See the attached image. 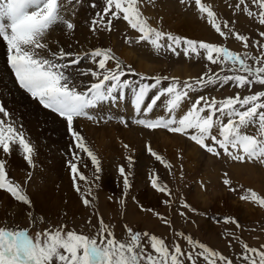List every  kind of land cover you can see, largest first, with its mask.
I'll return each instance as SVG.
<instances>
[{"label":"snow or ice","instance_id":"1","mask_svg":"<svg viewBox=\"0 0 264 264\" xmlns=\"http://www.w3.org/2000/svg\"><path fill=\"white\" fill-rule=\"evenodd\" d=\"M240 3L243 4L244 0H240ZM83 4L84 0H0V45L6 44L7 62L19 87L37 100L44 109L57 114L66 123V129L72 137L70 149L78 150H70L71 158L67 161L74 189L78 193L81 189L77 179L90 185L86 193L92 196V200L96 199L91 185L101 178L102 161L88 146L80 131L74 128V121L85 118L95 123H106L115 119V117L99 116L98 110L105 104H119L128 90L132 93L134 108L131 123L153 131L165 129L169 133L187 136L201 149L216 157L223 155L237 162H245L247 158L264 164V111H258L264 109V101L261 100L264 98V91L245 95L243 99L237 92L234 97L220 101L214 97L191 95L213 85H229L238 89H251L254 84L264 86V64L261 63L264 60V53L259 58L249 57L247 54L241 56L227 47H218L212 43L197 42L165 33L151 27L143 18L138 0H106L102 11H97L89 21V30L92 34L97 35L100 30L111 32L112 21L122 19L140 33L136 43L147 41L157 54L161 49H165L178 57L180 52L177 49H180L185 57L194 53L199 58L200 50H203L207 61L214 65L220 64L222 72L232 73L212 74L209 69L199 78L185 80L183 83L179 78L168 75L146 76L137 72L131 64H124L111 47L97 46L86 50L66 51L58 41L49 39V33L57 27L66 35L74 34L75 18ZM195 4L200 13H207L216 32L225 36L211 8L202 4L201 0H195ZM88 6L96 8L97 4L95 0H91ZM259 7L264 9V0H260ZM109 12L111 16H108ZM105 16H108L107 22L104 20ZM248 16H253V13L249 11ZM259 23L264 25V11L259 14ZM260 36L264 37V32H261ZM165 39L166 45L161 43ZM235 39L245 42V47L248 46L246 36L237 34ZM125 42L131 43V38ZM51 45H56V48L53 49ZM181 45L184 47L181 48ZM69 47L71 48V45ZM248 59L255 60L260 66L253 67L248 63ZM109 61L114 62V67L108 66ZM89 65H93L94 68ZM126 76L137 79L125 78ZM164 81L169 82L167 87H162ZM150 94H152L151 99H149ZM162 97L166 102H162ZM158 102L163 104L167 115L150 118L154 108L159 106ZM185 103L188 105L186 110L182 115L177 116V112ZM237 105L239 108L236 107ZM0 114H2L0 115V150L3 154L10 155L13 145H16L22 151L27 165L34 168V145L19 125V121L15 119V114L6 110L3 104H0ZM225 117L227 123L223 122ZM119 123L128 126V121L123 117L119 118ZM249 125H258L260 138L257 135L242 134L241 129ZM214 128L218 130L217 134H213ZM123 147L131 151L128 144H124ZM219 149H222L223 153ZM147 151L166 168L172 167L151 146L147 147ZM81 154H86L90 159L94 169L91 177L86 178L80 171ZM126 160L127 164L118 168V173L123 178L125 196L131 188V169L134 165L131 155L126 157ZM84 166L87 168V165ZM223 183L231 185L229 179H224ZM151 186L161 193L167 192L166 186H159L155 178L151 180ZM0 190L6 191L15 201L26 206L25 215L32 216L33 226L44 223L42 216L34 215V206L29 196L25 194V190L9 179L6 160L3 158H0ZM229 190L236 191L235 188ZM168 194L170 195V192ZM250 197L264 207V198L255 192H250ZM250 197L245 195L240 198L248 200ZM82 203L85 207L92 206V202L87 198L83 199ZM120 203H124L123 198ZM164 203L167 204L168 201ZM182 207L196 212V209L187 203ZM180 215L184 216L185 213L180 212ZM98 219L100 229L94 238L78 234L74 230L64 233L61 229L38 231L33 238L28 229L16 226L14 217H12L14 226L8 227L9 218L6 217L0 220V264H183L181 256L191 264H196L193 252L185 254L177 244L170 253L163 239H158L155 235L149 236L144 232L143 236L150 240V249L146 251L141 244V232L133 231L127 225L122 227L126 229L131 243L120 242L115 238L114 231L104 223L102 216ZM224 222L235 224L237 228L241 227L235 218H225ZM188 243H194L190 237ZM199 248L212 256L217 255L210 252L203 244H200ZM153 252L156 256L152 255ZM244 252L242 258L245 261L250 260L247 253H251L253 257L258 254L259 264H264V252L257 253L256 249L247 245L244 247ZM217 258L222 264H232V260L223 255ZM251 264H256L255 259H251Z\"/></svg>","mask_w":264,"mask_h":264},{"label":"rangeland","instance_id":"2","mask_svg":"<svg viewBox=\"0 0 264 264\" xmlns=\"http://www.w3.org/2000/svg\"><path fill=\"white\" fill-rule=\"evenodd\" d=\"M95 2L97 4L96 8L89 7L87 0H84L82 6L89 8L90 20L97 11H102V8L106 5V0H95ZM201 3L211 8L214 12L216 22L220 24L221 31L225 32V36H221L216 32L206 12H199L195 0H183V2L181 0H138V7L142 12L143 18L147 20L151 27L157 30L178 35L182 38L193 39L197 42L227 47L230 51L236 52L241 56L247 54L249 57H261L262 53H264V37L260 36V33L264 32V25L259 23V14L264 9L259 7L260 0H244L243 4L240 3V0H201ZM249 11L253 13V16H248ZM108 16H111V12L108 13ZM108 16L104 17L105 22H107ZM190 22L195 24L192 25ZM225 24H227V27H225ZM112 25L111 32L104 30L98 32L103 38H106L107 47H111L124 64L130 63L125 62L123 56H119V53L123 55L121 53L123 52L122 49H125L130 54L132 52L133 55L141 58L146 63L154 64V69L147 70L146 73L137 69V72L146 76L168 75L169 77L179 78L181 83H183L185 80L199 78L207 73L209 69H211L212 74H232L226 71L222 72L220 64L214 65L207 61L206 53L203 50H200L201 55L199 58L194 53L185 57L180 49H177L180 52L178 57L165 49H161L160 53L157 54L153 46L147 41L136 43L140 33L132 29L127 21L122 19L113 20ZM229 29H231V33H229ZM77 32L83 36L82 31L78 30ZM237 34L248 38L247 47H245V42L235 39ZM129 38H131V43H126L125 41ZM110 41L114 43L111 44L112 42ZM161 43L166 45L167 40L165 39ZM183 47L181 45V48ZM248 63L253 67L260 66L253 59H248ZM261 63L264 64V60ZM161 64L166 65V72L161 70ZM184 64L187 67H183L180 72L178 67ZM108 66L114 67V62L109 61ZM238 74L247 75L246 73ZM125 78L137 79L130 76ZM168 83V81H164L162 87H167ZM260 91H264V86L254 84L251 89H238L229 85H213L191 95L193 97L198 95H204L209 98L214 97L217 101H220L228 97H234L237 92L240 93L241 99H243L245 95L257 94ZM151 95L149 99H151ZM261 100L264 101V98H261ZM162 102H166L164 97H162ZM158 105V107L154 108V112L150 114V118L167 115L163 104L158 102ZM187 106V103H185L181 110L177 112V116L182 115ZM236 107L239 108V105ZM8 110L15 114V119L19 121V125L22 126L35 148L33 157L34 168H30L27 165L23 159L22 151L16 145H13L10 155L2 154V150H0L2 158L9 159L10 157V159H14V165L6 163V172L9 179L14 183H18L25 190V194L33 200L35 194L42 191L49 194L50 197L54 194L61 197L63 195L66 196L67 190L71 187L74 194L72 204L60 214H51L46 211L48 207L39 209L33 203L34 215L42 216L44 220V223H37L36 226H33L32 216L25 215L26 206L15 201L6 191L0 190V194L2 192V197L0 196V220L8 217V227L14 226L12 223V217H14L16 226L28 229L33 238H35L38 231L43 232L49 229L52 231L61 229L64 233L74 230L78 234L94 238L100 229L98 218L102 216L104 223L114 231L115 238L120 242L131 243L130 237L122 225H127L133 231H140L142 235L141 244L146 251L150 249V240L148 237L143 236L144 232H147L149 236L155 235L158 239H163L170 253L174 251V247L177 244H179L183 253L193 252L196 264H222L217 258L220 255L232 260V264H251V259H255L256 264H259L258 254L253 257L251 253H247L250 257L248 261H245L242 257L245 255V245L256 249L257 253L264 252V207L254 202L250 197V192H255L258 196L264 198V164L259 161L248 160L247 158L245 162H237L223 155L216 157L201 149L187 136L169 133L165 129L153 131L131 123L134 117V108L132 105V93L128 90L126 91L124 102L121 100L115 107L112 104H105L98 110L99 116L115 117V119L106 123L89 122L85 118H78L74 121V128L80 131L85 137L88 146L92 148L102 161L101 178L91 185L93 187V195L96 197L95 200H92V196H88L86 193V189L90 185L85 181L77 179V184H79L81 191L78 193L74 189L72 174L67 166V161L71 158L68 154L70 150L75 151L76 149H70L72 137L67 131L66 123L63 119L50 111L37 110L35 113H31L32 116H35H33L34 118L32 117L36 121L35 127L24 120L22 111L12 108H8ZM258 111H264V109ZM44 116L49 117L51 122H56L65 131L63 137L55 133L40 132L39 125L42 124L41 121L45 118ZM121 117L128 121L127 127L119 123V118ZM223 122L227 123V117L224 118ZM60 123L62 124L60 125ZM31 127L35 129L33 130ZM89 128L91 131H89ZM131 128L138 132L136 138L130 135L129 131ZM103 130H105V133L109 132L111 137L102 135L98 139L99 144L105 140H109L111 143H109L110 147H108L110 149L107 148L108 151L106 149L103 151V155H100L94 142L95 138ZM30 131L32 132L30 133ZM217 131L214 128L213 134H217ZM241 132L242 134L257 135L260 138L258 125H249L247 128H242ZM95 135L97 136L94 138ZM161 136L168 138L166 145H164ZM218 138L220 137L218 136ZM208 142L210 143V141ZM124 144H128L131 151L124 149ZM148 146H151L172 167L166 168L161 162L156 161L147 151ZM171 147H175V149L169 151ZM219 151L223 153L222 149H219ZM107 152L109 153L107 154ZM139 153H143L142 155L149 159V165L147 169L145 168L146 175L143 177L137 174V172H140L137 169V163L142 157ZM129 155L135 160L131 169V188L125 196L122 185L123 178L119 175L118 168L127 164L126 157ZM81 157L80 171L86 178L91 177L94 169L91 166L90 159L86 156ZM106 159L107 161H105ZM84 165H87V168ZM225 173H227V176H225ZM154 178L157 179L159 186H166L167 192L161 193L151 186V180ZM224 179H229L231 185H225L223 183ZM46 186L48 189L45 188ZM196 188L201 194L206 195L207 198L219 194L218 202L212 201L208 207L204 206L202 208V206L198 205L201 201L198 199L200 201L198 203L195 196ZM230 188H235L236 191H230ZM169 192L170 195L168 194ZM210 194L213 195L211 196ZM245 195L250 198L242 200L240 197ZM230 196L232 199H228ZM85 198L92 202V206L85 207L83 205L82 200ZM121 198L124 199L123 204L120 203ZM210 199L212 200V198ZM164 201H168V203L165 204ZM10 202L13 204L11 205ZM184 203L196 209V212L183 208L182 205ZM4 204H8L7 207L4 208ZM50 204L54 205L53 203ZM63 204H68L67 199L64 200ZM148 209L152 211H147ZM133 211L135 212L133 213ZM180 212H184L185 215L181 216ZM228 217L239 221L241 227L237 228L235 224L225 223L224 219ZM64 225L67 227H63ZM189 237L194 242L193 244L188 243ZM200 244H203L210 252H214L217 255L212 256L203 252L199 248ZM152 255L156 256V253L153 252ZM180 259L183 264H191L184 256H181Z\"/></svg>","mask_w":264,"mask_h":264},{"label":"bare ground","instance_id":"3","mask_svg":"<svg viewBox=\"0 0 264 264\" xmlns=\"http://www.w3.org/2000/svg\"><path fill=\"white\" fill-rule=\"evenodd\" d=\"M88 3L91 2V0H87ZM89 5V4H88ZM171 6V5H169ZM90 10L89 8L87 9V7H80L79 9V12L77 13L76 15V18H75V24H76V28H75V31H74V34H71V35H66L65 32L57 27L54 31H51L49 33V39L51 40H56L60 43V45L64 46L65 50L66 51H72V50H81V49H88V48H95L97 46H100V47H105L107 48L108 44L106 43L107 40L106 38H103L99 33L97 35H94L90 32L89 30V21H90ZM192 22V21H191ZM190 22V23H191ZM199 22V21H198ZM192 25H194L195 23H191ZM199 27H200V24H199ZM196 28V26H195ZM78 30L82 31L83 32V36H81V34H78ZM109 34V33H108ZM105 35V34H104ZM108 36V35H106ZM110 37V36H109ZM111 40H112V37H111ZM114 41V39H113ZM113 41H110L112 42L111 44H113L114 42ZM109 44V45H111ZM69 45H71V48L69 47ZM51 47L53 49L56 48V45H51ZM123 52V55H120L119 53V56H123L124 57V60L125 62H129L133 67H135V69H139L141 70L142 72L145 71L144 73L147 72V70H150V69H154L153 66H155L154 64H149V63H146L144 60H142L141 58L133 55V53L131 52L128 53L125 51V49H122ZM130 52V51H129ZM82 64L84 63V61L81 62ZM160 63V62H159ZM159 65V64H157ZM162 65V64H161ZM91 67L94 68L93 65H89ZM75 67H78V66H75ZM183 67H187L185 64L183 66H180L178 67V69H180V72L182 71V68ZM161 70L163 72H166L167 71V68H166V65H162L160 66ZM176 69V68H175ZM83 79H88V78H83ZM0 104H3L5 106V108H12V109H15V110H20L23 112V116H24V120H26V122L28 121L31 125L35 126V123L36 121L34 119H32V114L35 113L37 110H45V111H48L46 109H44L39 103L37 100L33 99L30 97L29 94L25 93V91L23 89H21L19 87V84L15 81L14 79V74L11 72V70L8 68V62H7V48H6V44L4 45H0ZM41 112V111H40ZM49 112V111H48ZM11 113V112H10ZM32 113V114H31ZM45 113V112H44ZM132 113V112H131ZM134 113V111H133ZM14 114V113H13ZM21 114V112H20ZM38 114V112H37ZM48 114V113H47ZM18 115V114H17ZM37 116V115H36ZM48 116H50V114H48ZM20 117V116H19ZM21 117H22V114H21ZM35 117V116H34ZM33 117V118H34ZM45 117V116H44ZM43 117V118H44ZM16 118V117H15ZM60 118V117H59ZM39 119V118H38ZM42 119V118H41ZM23 120V119H22ZM57 120V119H56ZM60 120V119H59ZM58 120V121H59ZM40 121V120H39ZM80 121V120H79ZM87 121V120H86ZM27 122V123H28ZM42 124L39 125V130H41L40 132L42 133H55V134H58V135H63L65 134V131L57 125V123H53L50 121L49 117H45L44 119H42ZM90 122V121H89ZM79 123V122H78ZM28 124V125H30ZM62 123H60L61 125ZM65 126V125H64ZM30 128V126H28ZM36 127V126H35ZM75 127V126H74ZM79 127V126H78ZM86 127V125H85ZM33 128V127H31ZM84 128V127H83ZM87 128V127H86ZM85 128V129H86ZM138 128V127H137ZM136 128V130H137ZM25 129V128H24ZM35 128H33L34 130ZM139 129V128H138ZM88 130V129H87ZM89 131L90 128H89ZM29 132V130H28ZM27 132V133H28ZM32 131H30L31 133ZM36 132V131H35ZM34 133V132H33ZM32 133V134H33ZM94 133V132H93ZM98 133V132H96ZM130 135L134 138H136V135H138V132L135 131V129L133 130L132 128L130 129L129 131ZM35 134V133H34ZM95 134V133H94ZM86 135V134H85ZM99 136L95 135L94 138H95V142L96 143V146H97V151L100 152V155H103V151H105L108 147H110L109 143H111L109 140H105L103 142H101L99 144L98 142V139L102 137V135H105V137H111V134L108 133H105V130L101 131L99 134ZM36 136V135H35ZM33 136V137H35ZM38 136V135H37ZM58 137V136H57ZM61 137V138H62ZM93 139V138H92ZM161 139H163V142H164V145H166L168 143V138L166 136H161ZM48 140V139H46ZM61 140V139H60ZM38 141V139H37ZM67 141V140H66ZM128 142V141H127ZM126 143V141H125ZM129 143V142H128ZM50 144V143H49ZM53 144V143H52ZM88 144V143H87ZM99 144V145H98ZM40 145V144H39ZM64 145V144H63ZM70 145V144H69ZM43 146V144H42ZM62 146V145H61ZM57 147V146H56ZM37 148V147H36ZM94 148V147H93ZM92 149V148H91ZM110 149V148H108ZM107 149V151H108ZM175 147H171L169 148V151L170 150H174ZM55 150V149H54ZM68 150V149H67ZM194 150V149H193ZM75 151H78V150H75ZM192 151V150H191ZM53 152V150H52ZM195 152V151H194ZM109 152H107L108 154ZM3 154V153H2ZM1 154V156H2ZM69 154V153H68ZM143 153H139V155L141 156ZM174 154V153H173ZM111 155V153H110ZM109 155V156H110ZM172 155V153H171ZM0 156V158H2ZM81 156H86V154H81ZM106 156V155H105ZM108 156V158H109ZM87 157V156H86ZM195 157V156H193ZM5 158V157H3ZM82 158V157H81ZM107 158V159H108ZM107 159L105 161H107ZM5 160L7 161L6 163H8L9 165H14V159H7L5 158ZM85 160V158H84ZM110 160V159H109ZM108 160V161H109ZM135 160V159H134ZM104 163V162H103ZM149 165V159L146 158V156L142 155V157L140 158V160L138 161L137 163V169L140 170V172H137V174H140L142 175V177L144 175H146V170L145 168L147 169ZM108 166V165H107ZM106 166V168H107ZM109 168H111L110 166H108ZM145 178V177H144ZM215 181H218V180H215ZM47 188V186L45 187ZM48 189V188H47ZM50 189V188H49ZM41 191V190H40ZM53 191V190H52ZM214 192V191H213ZM212 193V192H211ZM2 194V192H1ZM0 194V196H1ZM66 196H59V195H53L50 197L49 194H46V193H43L42 192H37L35 194V197H34V200L31 199L32 201V205L34 203L35 207H39V209H42V208H47L46 211L50 212L51 214H60V212L62 213L65 209L68 208V206H70L74 199V194H73V188H69L65 194ZM211 195V194H210ZM213 195V194H212ZM211 195V196H212ZM219 195V194H218ZM218 195L217 196H213V197H210L212 198V200L210 198H207L206 195L204 194H201L199 191H198V188L195 189V196L197 198V202L199 203L201 201V203H199L198 205L202 206V208L204 206L208 207L209 204L213 201H217L218 202ZM4 196V195H3ZM220 196V195H219ZM2 197V196H1ZM0 197V198H1ZM33 197V196H32ZM227 197V195H226ZM67 199V205H64L63 202L64 200ZM198 199L200 201H198ZM227 199V198H226ZM228 199H232V197H228ZM105 200V199H104ZM221 200V199H220ZM4 201V200H3ZM11 201V200H10ZM9 203V202H8ZM50 203H53L54 205L50 204ZM236 203V202H235ZM1 204V202H0ZM11 204V202H10ZM13 204V203H12ZM11 204V205H12ZM5 205V204H4ZM8 204H6L4 206L7 207ZM14 206V205H13ZM11 207V206H10ZM205 207V209H206ZM135 211H133L134 213ZM132 213V212H131ZM130 213V214H131ZM130 216V215H129ZM133 216V215H132ZM137 216V215H136ZM130 218V217H129Z\"/></svg>","mask_w":264,"mask_h":264}]
</instances>
